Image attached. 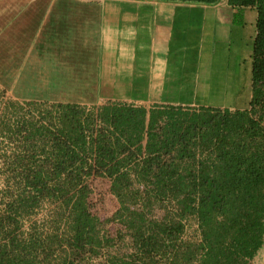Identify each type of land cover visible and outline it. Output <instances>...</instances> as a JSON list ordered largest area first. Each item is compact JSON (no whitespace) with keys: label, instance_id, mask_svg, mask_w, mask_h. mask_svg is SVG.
I'll list each match as a JSON object with an SVG mask.
<instances>
[{"label":"trees","instance_id":"16d2710c","mask_svg":"<svg viewBox=\"0 0 264 264\" xmlns=\"http://www.w3.org/2000/svg\"><path fill=\"white\" fill-rule=\"evenodd\" d=\"M229 3L259 13L249 109L12 103L26 109L0 110L14 145L1 155L8 196L0 264L53 256L57 264H84L125 238L131 251L99 264H253L264 245V0ZM95 179L111 183L120 205L107 220L121 227L112 238L90 208ZM45 202L59 210L67 233L43 240L18 233L20 211ZM155 204L168 209L165 221L151 217ZM192 220L198 236L185 238Z\"/></svg>","mask_w":264,"mask_h":264},{"label":"crops","instance_id":"0c3cea01","mask_svg":"<svg viewBox=\"0 0 264 264\" xmlns=\"http://www.w3.org/2000/svg\"><path fill=\"white\" fill-rule=\"evenodd\" d=\"M258 19L229 0H0L1 94L47 106L243 111ZM252 263L264 264V245Z\"/></svg>","mask_w":264,"mask_h":264},{"label":"rangeland","instance_id":"374dc122","mask_svg":"<svg viewBox=\"0 0 264 264\" xmlns=\"http://www.w3.org/2000/svg\"><path fill=\"white\" fill-rule=\"evenodd\" d=\"M12 103L15 102L11 101L6 95L2 96L0 90V110H3V108H9L11 112H16V109L21 111V107L25 108V106H17L16 104L13 106ZM13 148L14 145L8 143V140H6V136L0 127V215L3 214L4 200L8 196V194L4 192L5 176L1 155L7 151H12ZM91 186L92 194L89 200L91 211L104 222L102 225L104 235L109 238L117 236L121 227L117 223L107 222V220L113 218L114 214L120 208L118 200L110 191V182L105 179H95L92 181ZM167 212L168 209H166L165 205L157 204L149 210L151 217L157 221H165ZM59 217V210L56 209V206L51 205L48 202L42 203L36 209H30L26 214L21 210L16 224V227L20 229L17 230V232L29 235L32 234L41 240L47 238V234L52 235L55 232L58 234L62 233L61 235H63L64 233H67L68 228L66 223ZM197 236V225L195 221L192 220L186 229L185 238H196ZM130 251V240L129 238H125L122 242H117L116 245H112L111 243L101 251V257L89 259L84 264H99L100 262H104L108 256L123 255ZM43 264L47 263L44 262Z\"/></svg>","mask_w":264,"mask_h":264}]
</instances>
